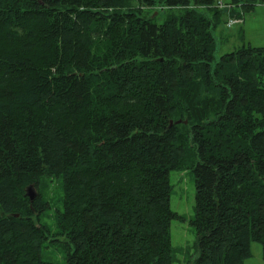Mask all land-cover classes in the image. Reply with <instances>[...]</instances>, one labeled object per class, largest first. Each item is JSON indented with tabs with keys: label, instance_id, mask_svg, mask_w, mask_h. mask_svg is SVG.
I'll return each instance as SVG.
<instances>
[{
	"label": "trees",
	"instance_id": "16d2710c",
	"mask_svg": "<svg viewBox=\"0 0 264 264\" xmlns=\"http://www.w3.org/2000/svg\"><path fill=\"white\" fill-rule=\"evenodd\" d=\"M215 2L0 0V264H50L59 237L65 264H175L174 170L195 177L189 264H244L253 242L264 258V48L216 61L192 8ZM51 179L55 234L25 194Z\"/></svg>",
	"mask_w": 264,
	"mask_h": 264
},
{
	"label": "rangeland",
	"instance_id": "374dc122",
	"mask_svg": "<svg viewBox=\"0 0 264 264\" xmlns=\"http://www.w3.org/2000/svg\"><path fill=\"white\" fill-rule=\"evenodd\" d=\"M233 0H216L212 6L194 5L193 9H198L212 17L216 25L213 34L217 47L215 58L219 61L223 56L239 50L243 45H251L254 48H264V0H258L250 13H246L243 18L232 17L230 14L235 5ZM232 4V5H231ZM224 5V8H221ZM230 8L227 9V8ZM146 17L162 23L167 16L172 14L180 15L183 9H170L166 7H146L142 8ZM239 10V9H238ZM220 11H223L221 15ZM220 13V15H218ZM241 21L230 24V20ZM171 185V210L180 219L173 220L171 224V241L175 252V264H189L197 257L196 231L191 225L195 219V177L193 171H171L169 175ZM36 189V188H35ZM37 198L41 196L42 202L47 203L49 209L41 218V223L45 225L52 234L57 232L55 213L61 210V199L63 197L61 182L56 179L43 180L37 190ZM26 194V193H25ZM27 197V195H26ZM28 198V197H27ZM29 199V198H28ZM52 238L48 242L44 257L50 264H65L64 238H58L59 242L52 243ZM244 264H264L263 250L260 244L251 243V257Z\"/></svg>",
	"mask_w": 264,
	"mask_h": 264
},
{
	"label": "water",
	"instance_id": "95a60500",
	"mask_svg": "<svg viewBox=\"0 0 264 264\" xmlns=\"http://www.w3.org/2000/svg\"><path fill=\"white\" fill-rule=\"evenodd\" d=\"M176 124H180L181 121L175 122ZM173 121L170 122V127H172L175 124ZM185 124H187V122H185ZM26 195L30 200L31 206L33 205V203L35 202L36 198H37V191L34 187V185H30L27 190H26ZM18 217V216H17Z\"/></svg>",
	"mask_w": 264,
	"mask_h": 264
},
{
	"label": "built area",
	"instance_id": "2783aa9c",
	"mask_svg": "<svg viewBox=\"0 0 264 264\" xmlns=\"http://www.w3.org/2000/svg\"><path fill=\"white\" fill-rule=\"evenodd\" d=\"M221 8H224V5H223ZM225 8H227V7H225ZM227 9L230 10V8H227ZM235 21H236L237 23L241 22V21H238V20L231 19L229 23H230V24H234Z\"/></svg>",
	"mask_w": 264,
	"mask_h": 264
}]
</instances>
